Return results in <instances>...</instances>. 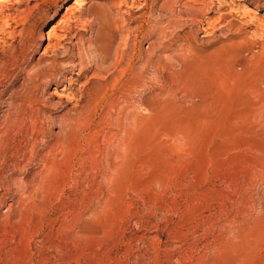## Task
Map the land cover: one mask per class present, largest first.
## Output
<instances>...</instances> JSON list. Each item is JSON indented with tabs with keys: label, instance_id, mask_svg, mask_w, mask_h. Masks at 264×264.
Masks as SVG:
<instances>
[{
	"label": "rangeland",
	"instance_id": "obj_1",
	"mask_svg": "<svg viewBox=\"0 0 264 264\" xmlns=\"http://www.w3.org/2000/svg\"><path fill=\"white\" fill-rule=\"evenodd\" d=\"M35 2H0V264H264V0Z\"/></svg>",
	"mask_w": 264,
	"mask_h": 264
},
{
	"label": "bare ground",
	"instance_id": "obj_2",
	"mask_svg": "<svg viewBox=\"0 0 264 264\" xmlns=\"http://www.w3.org/2000/svg\"><path fill=\"white\" fill-rule=\"evenodd\" d=\"M28 1V0H27ZM36 2L34 3V5L32 6V8H31V10H32V12L31 13H29V14H27V15H24V16H21L20 15V13L17 15V16H15V22H17L18 23V21H20V19L23 21V24L25 25V23L27 24V22H29V21H31L33 18V12L34 11H37V10H39L42 6H45L46 4H57V3H60L62 0H35ZM0 2H1V0H0ZM15 2L17 3V4H19V2H21V0H15ZM37 2H39V3H37ZM122 2V1H121ZM120 2V3H121ZM200 4V3H199ZM13 9V8H12ZM40 11V10H39ZM12 12V11H11ZM10 15L11 14H8V13H3V14H0V22L2 23V27L3 28H5L6 27V24H7V21H8V19L10 18ZM191 15H193V14H191ZM19 16H21L20 18H19ZM14 17V16H13ZM86 17H88V18H90V21H89V25H90V27H92V25H95V24H97V27L99 26L100 28H102V23H103V19H105L104 18V16H103V14H101V13H92V15H90V14H86ZM263 17H264V15H263ZM65 17H63V19H64ZM14 19V18H13ZM196 20V19H195ZM67 21V20H66ZM9 24V23H8ZM24 27V26H23ZM22 27V28H23ZM104 27V26H103ZM261 27H264V24L262 23V25H261ZM99 28V29H100ZM246 28V27H245ZM98 29V30H99ZM22 30H24V28L22 29ZM56 30H58V26H54V27H52V29L50 30V32L46 35V37H47V40H48V45H51V46H49L50 48H52V49H55V48H58V47H60L61 46V43H62V41L65 39V36H66V34H65V32H62L61 34H56ZM103 30V29H102ZM56 31V32H55ZM101 31V30H100ZM21 32V31H20ZM60 32V31H59ZM99 34V33H98ZM98 34H97V37H94V39H92L91 41H90V44H89V47H93V46H96V48H97V43H98ZM102 34V33H101ZM73 36V35H72ZM99 36H101L100 34H99ZM104 37V36H103ZM103 37H99L101 40L102 39H104ZM99 39V40H100ZM30 41V40H29ZM29 41H28V43H29ZM53 41V43L52 44H50L51 42ZM101 42V41H100ZM102 42H104V41H102ZM26 45V44H25ZM28 45V44H27ZM30 45V44H29ZM95 48V47H94ZM96 48H95V50H96ZM98 50V49H97ZM99 51H104L102 48L101 49H99ZM19 52V51H18ZM118 57H119V55H118ZM120 57H121V55H120ZM122 57H124V56H122ZM123 62V61H122ZM103 64H104V62H103ZM120 64V63H119ZM119 66H121V65H119ZM57 68V67H56ZM119 69H120V67H119ZM121 70V69H120ZM100 72V74H101V70L99 71ZM98 72V73H99ZM121 73H123V71H121ZM99 74V76H101ZM4 76V75H3ZM61 76V75H60ZM3 78V77H2ZM103 78V77H102ZM104 81H101V82H104L103 84H104V86L103 87H107V85L109 86V81H110V76L109 77H106L105 76V78L103 79ZM101 87H102V85H101ZM99 88H100V86H99ZM108 88V87H107ZM107 88H104V89H107ZM103 89V88H102ZM92 92V91H91ZM94 96V95H93ZM91 98H93L94 99V97H91ZM90 98V99H91ZM88 100V101H91V100H93V99H91V100ZM95 101V100H94ZM117 102V101H116ZM90 104L92 103V102H89ZM118 103V102H117ZM120 103V102H119ZM116 104V103H115ZM88 105V104H87ZM91 106V105H90ZM89 108H91V107H89ZM121 112V111H120ZM118 120V119H117ZM1 142H0V147H1ZM4 146V145H3ZM2 146V147H3Z\"/></svg>",
	"mask_w": 264,
	"mask_h": 264
}]
</instances>
